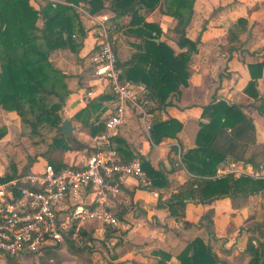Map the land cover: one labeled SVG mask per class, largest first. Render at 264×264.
I'll return each instance as SVG.
<instances>
[{"label":"crops","instance_id":"1","mask_svg":"<svg viewBox=\"0 0 264 264\" xmlns=\"http://www.w3.org/2000/svg\"><path fill=\"white\" fill-rule=\"evenodd\" d=\"M35 4L43 6L45 0H37ZM142 13L147 21L161 26L162 40L177 52L185 50L177 44L179 33L174 30L175 18L163 14L160 8L148 12L142 9ZM239 18H244L246 23L239 25ZM129 19L124 17L121 22L126 24ZM82 22L87 33L80 49L77 52L56 49L50 54L55 67L67 75L70 90L58 110L59 127H50L57 138L72 137L67 141L70 149H54V159L71 166L82 165L94 149L95 136L105 130L104 120L108 116V99L100 104L96 100L108 94L107 90L97 87L98 79L92 75L87 60L95 42V24L86 16H82ZM38 26H43V19L38 20ZM186 35L192 40L200 38L198 52L193 54L190 63L189 85L183 86L180 94H172L169 104L154 112L160 120L174 117L183 122L178 138L165 137L160 143H154L136 114H129L114 135L117 147L124 153L144 157L156 169L163 170L170 179V188L183 184L192 175L183 164L179 150L196 145L204 107L212 102L225 100L241 106L257 130V142L247 156L259 148L256 153L261 160L264 152V114L259 110L264 107V66L262 75L251 88L252 93L246 89L253 80L248 64L264 60V0H195ZM131 54L122 53L119 57L125 60ZM93 86L97 93L87 99L85 92ZM66 119L73 127L69 136L61 129ZM93 125L101 127L93 132ZM0 126L5 128L0 143H7L15 136L19 139V130L23 129L18 114L1 106ZM230 161L225 160L219 167ZM257 170L264 173V167ZM4 171L0 167V176ZM22 172L26 173L23 170L17 173ZM122 191L111 203L121 221L118 226L104 228L99 233L101 228L97 223L87 225V230L95 235L92 240H103L113 252L111 255L93 253L95 264H161V260H165L164 264H181L178 254L196 237L212 246L218 256L217 264H250L252 255L247 245L253 228L264 220V192L248 197H225L209 204L190 202L185 216L177 220L171 217L168 208L157 206L159 194L165 189L145 187L129 176L122 180ZM261 242L264 243V234ZM159 251L169 253L170 258L157 254Z\"/></svg>","mask_w":264,"mask_h":264},{"label":"trees","instance_id":"2","mask_svg":"<svg viewBox=\"0 0 264 264\" xmlns=\"http://www.w3.org/2000/svg\"><path fill=\"white\" fill-rule=\"evenodd\" d=\"M194 3L195 0H45V5L37 8L31 0H0V106L15 111L22 126L28 125L34 133L42 124L59 127L58 110L70 90L67 75L55 67L50 54L56 49L69 48L74 52L80 49L87 30L76 6L85 5L92 14L108 10L112 14L110 23L114 33L134 38L130 41L134 51L125 60L119 57V66L123 77L145 86V99L155 120L150 130L153 142L160 143L165 137L178 138L183 122L174 117L160 120L154 112L169 104L172 94H180L182 87L189 85L190 63L193 54L198 52L200 41V38L192 40L186 35ZM157 8L177 20L174 27L179 33L177 44L185 50L177 52L161 39V26L145 19L142 9L148 12ZM127 16L129 22L122 23L121 19ZM39 19H43L42 27L38 26ZM238 23L244 25L246 20L239 18ZM248 66L253 80L246 89L252 93L251 88L263 73L264 60ZM110 97L108 93L96 100L100 104ZM259 110L264 114V107ZM202 118L196 145L181 152V160L192 174L183 184L170 188L166 173L141 158L143 169L151 179V188L165 189L159 194L157 206L168 208L171 217L177 220L185 216L190 202L209 204L225 197H248L264 192V177L232 173L217 176L219 165L225 160L243 161L255 169L264 167V152L261 160L257 158L259 153L247 156L250 147L257 142L253 119L241 106L225 100L206 105ZM100 127L93 125V132ZM71 139L56 137L53 148L70 149L67 141ZM119 142L126 144L122 139ZM114 146L124 160L133 158L117 147L115 137ZM51 162L57 167L66 165L60 159ZM17 175L16 170L5 172L0 181ZM82 235L86 236L87 231L83 230ZM247 251L252 255L250 264H264L263 242L254 244L250 237ZM157 254L170 258L167 252ZM177 257L181 264H217L219 261L212 246L201 237L191 240ZM7 259L14 263L13 258L8 256Z\"/></svg>","mask_w":264,"mask_h":264},{"label":"built area","instance_id":"3","mask_svg":"<svg viewBox=\"0 0 264 264\" xmlns=\"http://www.w3.org/2000/svg\"><path fill=\"white\" fill-rule=\"evenodd\" d=\"M76 7L82 16L94 21L96 28L87 60L92 75L98 79L97 87L103 86L111 95L105 130L95 136L94 149L80 166L57 167L44 162L38 169L0 181V253L5 256L19 258L78 244L83 230L91 236L89 223H97L99 233L116 227L121 221L111 203L123 193L122 180L131 176L140 185L152 187L141 158L124 160L113 139L129 114L138 115L150 133L154 114L145 99V86L123 77L110 23L112 14H92L85 5ZM96 93L93 86L85 97L91 99ZM228 173L264 177V173L243 161H230L217 170V176Z\"/></svg>","mask_w":264,"mask_h":264},{"label":"rangeland","instance_id":"4","mask_svg":"<svg viewBox=\"0 0 264 264\" xmlns=\"http://www.w3.org/2000/svg\"><path fill=\"white\" fill-rule=\"evenodd\" d=\"M35 2L37 0H31V3L37 8L41 6ZM80 15L82 18L81 13ZM161 37L163 36L161 35ZM131 38L133 37H128L122 33H114L113 40L119 55L122 53L128 55L134 50L130 44ZM3 132L5 133V128L0 126V134ZM54 133L55 130L46 124L40 125L36 133L32 132L27 125L25 128L23 127L22 131L19 130V139L15 136L7 143H0V167H4V173L15 170L27 172L36 169L44 162H51L56 152L52 150L55 146L54 138L57 136ZM258 149L255 148L253 153H256ZM182 151L183 149H180L179 153L181 154ZM263 234L264 220L258 221L253 228V235L251 234L250 237L259 244ZM93 238L91 233V236H83L78 244L69 243L43 253L24 254L19 258H14V263H10L7 259L8 256L0 253V264H95L93 253L111 255L113 252L103 240L94 241Z\"/></svg>","mask_w":264,"mask_h":264},{"label":"water","instance_id":"5","mask_svg":"<svg viewBox=\"0 0 264 264\" xmlns=\"http://www.w3.org/2000/svg\"><path fill=\"white\" fill-rule=\"evenodd\" d=\"M142 85L144 86V84H142ZM61 129H62L64 135L69 136L72 133V130H73L71 121L69 119H66L63 122V124L61 126Z\"/></svg>","mask_w":264,"mask_h":264}]
</instances>
